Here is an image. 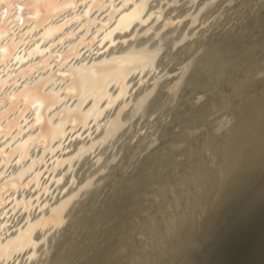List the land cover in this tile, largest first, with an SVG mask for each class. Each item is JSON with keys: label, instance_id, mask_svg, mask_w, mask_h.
I'll list each match as a JSON object with an SVG mask.
<instances>
[{"label": "bare ground", "instance_id": "obj_1", "mask_svg": "<svg viewBox=\"0 0 264 264\" xmlns=\"http://www.w3.org/2000/svg\"><path fill=\"white\" fill-rule=\"evenodd\" d=\"M233 1L19 0L27 7L18 9L16 0H0V209L7 217L0 264H49L73 211L117 159V153L106 157L108 150L143 118L163 80L169 101L175 98L205 45L178 72L163 59L191 49ZM205 54L222 52L217 45ZM118 99L123 103L115 109ZM242 111L236 145L261 130L264 95ZM6 147L17 151L11 163Z\"/></svg>", "mask_w": 264, "mask_h": 264}, {"label": "rangeland", "instance_id": "obj_2", "mask_svg": "<svg viewBox=\"0 0 264 264\" xmlns=\"http://www.w3.org/2000/svg\"><path fill=\"white\" fill-rule=\"evenodd\" d=\"M223 5L205 37L163 59L178 72L205 45L175 98L163 80L143 118L108 150L117 159L73 211L49 264H264V122L257 137L234 144L244 105L264 95V0ZM217 45L220 57L205 54ZM6 220L0 209V225Z\"/></svg>", "mask_w": 264, "mask_h": 264}, {"label": "snow or ice", "instance_id": "obj_3", "mask_svg": "<svg viewBox=\"0 0 264 264\" xmlns=\"http://www.w3.org/2000/svg\"><path fill=\"white\" fill-rule=\"evenodd\" d=\"M16 7H17L18 9H22V8H24V7H27V5H21V4L19 3V0H16ZM41 87H42V84H41V85H37V90H39Z\"/></svg>", "mask_w": 264, "mask_h": 264}]
</instances>
